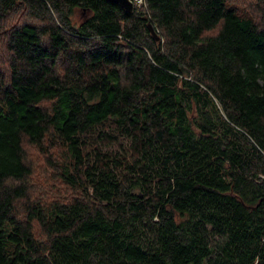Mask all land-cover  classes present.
Listing matches in <instances>:
<instances>
[{
  "label": "trees",
  "instance_id": "1",
  "mask_svg": "<svg viewBox=\"0 0 264 264\" xmlns=\"http://www.w3.org/2000/svg\"><path fill=\"white\" fill-rule=\"evenodd\" d=\"M252 9L264 17V0H143L131 13L0 0V264H264ZM53 139L59 163L42 150ZM42 166L68 198L33 194Z\"/></svg>",
  "mask_w": 264,
  "mask_h": 264
},
{
  "label": "rangeland",
  "instance_id": "2",
  "mask_svg": "<svg viewBox=\"0 0 264 264\" xmlns=\"http://www.w3.org/2000/svg\"><path fill=\"white\" fill-rule=\"evenodd\" d=\"M142 1H139V3H136L138 5L142 4ZM253 3L256 2V0H250ZM133 2V1H132ZM135 2V0H134ZM133 2V3H134ZM252 18L258 22L259 25L264 26V17L261 16V12L259 10H250ZM84 13V12H83ZM83 14L79 13L78 11L73 16V21L78 22ZM5 59V52L2 45H0V63L4 62ZM50 142L48 140H45L42 150L45 148H49L50 150V159L55 161L56 163H59V161H63L66 156V149L64 146L60 145L55 139L51 142L52 144L49 145ZM42 150H38L37 148H34L32 146H27V153L29 156H32L37 166L39 165V162L43 160V152ZM51 168L47 166H42L40 170H37L32 176H31V183L34 185L33 188V194L38 195V200H40L42 203L50 202L52 199H61V198H68L71 194L70 190L63 185L59 180L54 178L51 175ZM18 214L22 213V207L21 205H18V208L16 209ZM36 230V235L40 236V233L38 229Z\"/></svg>",
  "mask_w": 264,
  "mask_h": 264
},
{
  "label": "water",
  "instance_id": "3",
  "mask_svg": "<svg viewBox=\"0 0 264 264\" xmlns=\"http://www.w3.org/2000/svg\"><path fill=\"white\" fill-rule=\"evenodd\" d=\"M113 3H117L124 11L131 13L133 11L132 0H107ZM148 28L154 37H158L151 23H148Z\"/></svg>",
  "mask_w": 264,
  "mask_h": 264
},
{
  "label": "bare ground",
  "instance_id": "4",
  "mask_svg": "<svg viewBox=\"0 0 264 264\" xmlns=\"http://www.w3.org/2000/svg\"><path fill=\"white\" fill-rule=\"evenodd\" d=\"M136 3H139L138 0H135Z\"/></svg>",
  "mask_w": 264,
  "mask_h": 264
},
{
  "label": "built area",
  "instance_id": "5",
  "mask_svg": "<svg viewBox=\"0 0 264 264\" xmlns=\"http://www.w3.org/2000/svg\"><path fill=\"white\" fill-rule=\"evenodd\" d=\"M139 1H141V0H139Z\"/></svg>",
  "mask_w": 264,
  "mask_h": 264
}]
</instances>
